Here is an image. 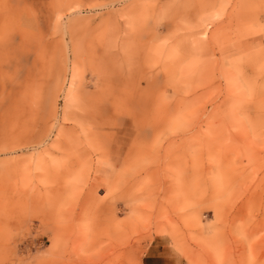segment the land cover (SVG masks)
<instances>
[{"label": "rangeland", "instance_id": "obj_1", "mask_svg": "<svg viewBox=\"0 0 264 264\" xmlns=\"http://www.w3.org/2000/svg\"><path fill=\"white\" fill-rule=\"evenodd\" d=\"M0 264H264V0H0Z\"/></svg>", "mask_w": 264, "mask_h": 264}, {"label": "bare ground", "instance_id": "obj_2", "mask_svg": "<svg viewBox=\"0 0 264 264\" xmlns=\"http://www.w3.org/2000/svg\"><path fill=\"white\" fill-rule=\"evenodd\" d=\"M119 99V98H118ZM119 100L117 101V103H118V105H119ZM118 113H120V111L118 110ZM259 244V243H258ZM260 245H261V243H260ZM260 261H261V259H260ZM263 262V261H262Z\"/></svg>", "mask_w": 264, "mask_h": 264}]
</instances>
